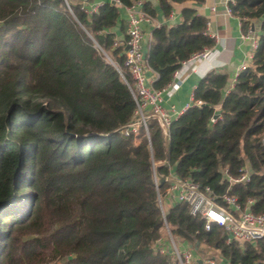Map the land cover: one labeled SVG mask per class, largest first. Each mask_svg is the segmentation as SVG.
<instances>
[{
  "label": "trees",
  "instance_id": "trees-1",
  "mask_svg": "<svg viewBox=\"0 0 264 264\" xmlns=\"http://www.w3.org/2000/svg\"><path fill=\"white\" fill-rule=\"evenodd\" d=\"M131 6L135 0H120ZM169 17L174 4L206 0H147L144 9ZM0 0V264H179L155 244L165 221L184 246H213L230 264H264V239L241 247L224 228L193 217L176 203L163 217L154 180L173 169L217 203L223 195L264 212V0H234L243 31L256 26L252 66L233 78L213 71L197 85L203 102L174 120L166 136L148 122L139 144L125 129L136 111L124 66L123 8L106 3L87 14L80 1ZM209 19L196 8L182 21L153 30L148 67L163 90L193 54L215 46ZM122 72V74L120 73ZM218 116L216 122L212 119ZM247 183L230 184L227 170Z\"/></svg>",
  "mask_w": 264,
  "mask_h": 264
},
{
  "label": "built area",
  "instance_id": "built-area-1",
  "mask_svg": "<svg viewBox=\"0 0 264 264\" xmlns=\"http://www.w3.org/2000/svg\"><path fill=\"white\" fill-rule=\"evenodd\" d=\"M70 7L69 0H65ZM92 0H80L83 10L87 14L97 12L98 8L106 3H111L123 8L127 16L128 28L127 39L125 41L116 40L115 47H125L124 66L130 73L133 84L129 85L136 101V111L133 121L123 129L125 136H134L135 142L140 143L142 137V129L148 134V122L155 119L159 122L163 132L168 136V130L172 122L178 119L183 113L197 105L203 106V102L195 101L186 106L184 110L179 111L172 107L169 110L162 106L163 90L173 86L169 84L163 90H157L154 87L147 86L146 72L150 69L147 64V53L145 52V32L143 24L155 25V18L152 14L144 9L147 0H135L131 6H124L120 0H101L93 6L89 7ZM230 4H234V0H229L227 5V14L233 15ZM163 25L156 23L153 30L161 28ZM256 26H250L247 31H243L241 38L248 42L250 50L246 60L238 68L233 84L240 73L247 71L253 64L255 53L259 47V35ZM207 34L217 40L220 38L218 33L210 30L208 23ZM151 40V36L149 41ZM128 49L126 50V48ZM213 53L212 48H207L202 52L193 54L188 60L184 61L181 68L175 71L174 80L180 78L181 72L189 63L208 60ZM122 74V72L120 71ZM218 116L212 119L216 122ZM264 145V140H263ZM156 163H154V180L157 185ZM239 177H232L227 170L223 171L224 177L232 184L247 183L250 181L251 173L249 167L241 169ZM164 183L167 184L166 191L158 196V204L162 211L163 217L169 208L176 203H185L190 207V214L193 217H201L205 221V230H211L213 225H218L225 229L227 233V243H236L241 247L248 244H256L259 240L264 239V212L255 214L251 210L253 200H249L248 204L243 208L236 197L228 194L223 195L220 199L225 206L217 203V196L213 191L206 187L202 189L198 184L190 179H182L177 173L170 169L168 175L164 176ZM159 188V187H158ZM165 232L169 236L167 239L161 237L155 244L156 250L161 254L173 255L179 264H217L214 257L211 256L213 246L207 245L206 248H200L201 244H188L184 246L181 241L172 235L167 222L165 221Z\"/></svg>",
  "mask_w": 264,
  "mask_h": 264
},
{
  "label": "crops",
  "instance_id": "crops-1",
  "mask_svg": "<svg viewBox=\"0 0 264 264\" xmlns=\"http://www.w3.org/2000/svg\"><path fill=\"white\" fill-rule=\"evenodd\" d=\"M80 1V0H74ZM101 0H92L90 6L95 5ZM229 0H206L202 5H195L194 3L174 4V9L171 15L165 18L159 12V5L157 1H153L154 7L157 9V14L153 15L156 23L161 25L177 24L182 21V11L186 8H196L199 15L205 16L209 19L210 30L213 33H218L220 38L215 40V46L212 48V56L208 60H200L189 63L181 72L178 79L173 78V86L162 93V106L169 110L174 107L179 111L184 110L186 106L192 104L194 91L199 82L213 71H226L229 73L233 82L235 74L240 65L246 60L247 54L250 50L248 42L241 38L243 29L241 20L235 15L227 14V5ZM154 25V26H155ZM154 26L143 24L145 32V52H149V38L152 35ZM118 40L125 41L126 35H119ZM147 86L153 87L158 75L153 70L149 69L146 72ZM233 84V83H232ZM142 131V137L144 136ZM206 244H202L200 248H206ZM211 256L214 257L217 264H230L229 260L224 258L220 252L215 248L211 251Z\"/></svg>",
  "mask_w": 264,
  "mask_h": 264
},
{
  "label": "water",
  "instance_id": "water-1",
  "mask_svg": "<svg viewBox=\"0 0 264 264\" xmlns=\"http://www.w3.org/2000/svg\"><path fill=\"white\" fill-rule=\"evenodd\" d=\"M127 49H128V47L126 48V50ZM164 181H165L164 176H157V185H158V187H160L161 185H163L164 184Z\"/></svg>",
  "mask_w": 264,
  "mask_h": 264
},
{
  "label": "rangeland",
  "instance_id": "rangeland-1",
  "mask_svg": "<svg viewBox=\"0 0 264 264\" xmlns=\"http://www.w3.org/2000/svg\"><path fill=\"white\" fill-rule=\"evenodd\" d=\"M163 238L167 239L169 236L167 235V233L165 232V230L163 229V235H162Z\"/></svg>",
  "mask_w": 264,
  "mask_h": 264
}]
</instances>
